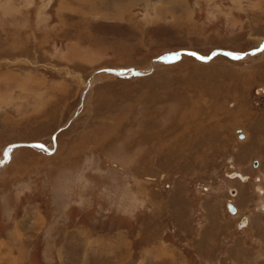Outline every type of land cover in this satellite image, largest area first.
I'll return each mask as SVG.
<instances>
[{"label": "rangeland", "instance_id": "obj_1", "mask_svg": "<svg viewBox=\"0 0 264 264\" xmlns=\"http://www.w3.org/2000/svg\"><path fill=\"white\" fill-rule=\"evenodd\" d=\"M263 47L264 0H0V264H264Z\"/></svg>", "mask_w": 264, "mask_h": 264}, {"label": "water", "instance_id": "obj_2", "mask_svg": "<svg viewBox=\"0 0 264 264\" xmlns=\"http://www.w3.org/2000/svg\"><path fill=\"white\" fill-rule=\"evenodd\" d=\"M263 49H264V47H263ZM222 51H223V50H218V51H216V52L214 53V55H215V54H218V53H222ZM223 52H224V51H223ZM181 53H183V51H180V52H178V53H175L174 55H177L176 57H179ZM190 53H192V52H190ZM208 58H209V57H208ZM229 209H230V211H232L233 213L236 212V207H235L232 203L229 204ZM244 219H245V221H247V216H244V217L242 218V221H243Z\"/></svg>", "mask_w": 264, "mask_h": 264}, {"label": "bare ground", "instance_id": "obj_3", "mask_svg": "<svg viewBox=\"0 0 264 264\" xmlns=\"http://www.w3.org/2000/svg\"><path fill=\"white\" fill-rule=\"evenodd\" d=\"M236 176H240V174L236 173L235 176H234V174H233V177H236ZM243 178L246 180L247 177H243ZM262 209L264 210V204H263ZM229 210H230V209H229ZM231 212H232V211H231ZM244 224H246L245 219L242 221L241 225H244Z\"/></svg>", "mask_w": 264, "mask_h": 264}, {"label": "flooded vegetation", "instance_id": "obj_4", "mask_svg": "<svg viewBox=\"0 0 264 264\" xmlns=\"http://www.w3.org/2000/svg\"><path fill=\"white\" fill-rule=\"evenodd\" d=\"M242 220V219H241ZM249 220V218H247V221ZM247 221H246V223H247Z\"/></svg>", "mask_w": 264, "mask_h": 264}, {"label": "snow or ice", "instance_id": "obj_5", "mask_svg": "<svg viewBox=\"0 0 264 264\" xmlns=\"http://www.w3.org/2000/svg\"><path fill=\"white\" fill-rule=\"evenodd\" d=\"M192 55H195L194 53ZM235 58H239V57H235Z\"/></svg>", "mask_w": 264, "mask_h": 264}]
</instances>
